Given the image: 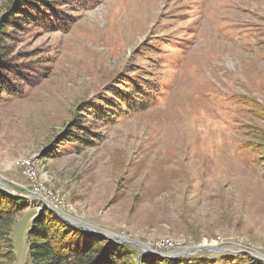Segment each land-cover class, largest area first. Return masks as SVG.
Returning <instances> with one entry per match:
<instances>
[{"label":"rangeland","instance_id":"obj_1","mask_svg":"<svg viewBox=\"0 0 264 264\" xmlns=\"http://www.w3.org/2000/svg\"><path fill=\"white\" fill-rule=\"evenodd\" d=\"M42 1L66 31L50 12L49 29L21 15L25 0H0V187L29 204L14 264H30L26 232L49 209L30 199L37 188L81 228L190 253L160 256L264 264V0ZM128 78L159 81L153 105L99 122L91 107L117 104ZM31 157L33 180L19 166ZM215 244L233 251H194Z\"/></svg>","mask_w":264,"mask_h":264},{"label":"trees","instance_id":"obj_2","mask_svg":"<svg viewBox=\"0 0 264 264\" xmlns=\"http://www.w3.org/2000/svg\"><path fill=\"white\" fill-rule=\"evenodd\" d=\"M75 1L83 9L88 8L93 2V0ZM43 2L42 0H25L26 9H23L20 14L31 22L42 23L45 28L49 29L53 24L50 20L46 21L50 12L52 19L57 20L59 31H66L68 21L63 18L59 8ZM42 4H45L48 11L42 9ZM10 17L11 19L6 21L7 24L14 23L19 18L12 15ZM4 82L7 81L0 76V96L10 93ZM156 82L147 80L142 82L135 78H128L123 89H116L117 104L113 103L110 109H104V106L91 107V114L99 122L107 124L116 122L128 113L145 111L155 101V94L158 93L157 86H159L158 89L160 88L159 81ZM106 100V98L103 99V101ZM75 127L77 128L76 124L71 128ZM65 140L72 139L66 138ZM254 163L260 165L257 159ZM16 190L20 193L25 192L17 187ZM28 205L23 197L10 195L0 187V264L16 263L11 233L17 218L27 209ZM26 241L30 264H188L182 259L174 260L160 255H141L140 251L135 255L128 243H115L106 236H98L68 221H60L57 213L51 209L39 210L31 219L26 232ZM223 264H244V261L227 260Z\"/></svg>","mask_w":264,"mask_h":264},{"label":"built area","instance_id":"obj_3","mask_svg":"<svg viewBox=\"0 0 264 264\" xmlns=\"http://www.w3.org/2000/svg\"><path fill=\"white\" fill-rule=\"evenodd\" d=\"M21 175H24L25 178H29V179H34L35 177V165H31V167H29V170H21ZM31 193H38V195H42L41 191L37 188L36 190L35 189H31L29 191V194ZM46 200L50 201V202H53V204L56 205V207L59 208V211L58 212H61L63 213L64 216H68V219L75 222L76 219H74V216L71 215L70 213V209H68V207L66 205H64V203L61 201V200H58L57 198H50V197H47L45 198ZM222 245H219V247H221ZM212 248V249H226L228 251H233L232 250H229L228 248L230 247H227V248ZM153 251H155L156 253H159V254H167V255H179V254H184V255H188L190 254L188 251V249L186 248H183V247H173V246H164V245H151L150 247ZM240 248V247H238ZM239 250H246V251H250L246 248H241ZM194 251H197V250H194Z\"/></svg>","mask_w":264,"mask_h":264},{"label":"bare ground","instance_id":"obj_4","mask_svg":"<svg viewBox=\"0 0 264 264\" xmlns=\"http://www.w3.org/2000/svg\"><path fill=\"white\" fill-rule=\"evenodd\" d=\"M31 165H35V177H36V165H38L37 161H35L32 157L31 158H27V159H23L20 161L19 166H20V170H29V167H31ZM39 175V174H38ZM24 177V175H22ZM25 178V177H24ZM29 179V178H28ZM26 181V179H24ZM29 181V180H28ZM50 192V191H49ZM30 195V199L33 200L35 199L34 203H43L44 206L46 208L49 209H56L58 207H56L55 204H53V202H50L46 199H42L40 195H38V193H31ZM60 197V196H59ZM65 198V197H64ZM57 210V209H56ZM58 217L60 218V220L63 221H68V222H72L71 220L68 219V216H64L63 213L58 212V210L56 211ZM207 243V242H206ZM208 244V243H207ZM156 245H164V246H173V247H180L178 244L173 243L171 241H160L158 243H156ZM210 245V244H209ZM215 245H211L207 248H217ZM210 250V249H209ZM228 252V251H227ZM163 255V254H162ZM165 256V255H164ZM171 256H178V255H171ZM186 256V255H185Z\"/></svg>","mask_w":264,"mask_h":264},{"label":"water","instance_id":"obj_5","mask_svg":"<svg viewBox=\"0 0 264 264\" xmlns=\"http://www.w3.org/2000/svg\"><path fill=\"white\" fill-rule=\"evenodd\" d=\"M72 224H74V225H76V226H80L81 227V225L80 224H77L76 222H72ZM91 233H93V234H96V235H98V236H100V235H102L98 230H96V228L95 227H93V226H90V227H88L87 228ZM117 238V236H111V239L112 240H114V239H116ZM117 239H119V242L120 243H132L133 245H135L136 247H138L140 250H141V253L143 254V255H158V253H156L155 251H153L150 247H148V246H140L137 242H135V241H133V240H130V239H127V238H117ZM114 241H116V240H114ZM197 251H200V252H204V251H211V252H217V253H225V251H222L221 249H207L206 247H201V248H199ZM179 257H182V256H185L184 254H179L178 255Z\"/></svg>","mask_w":264,"mask_h":264}]
</instances>
